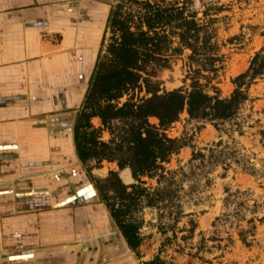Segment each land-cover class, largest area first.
Segmentation results:
<instances>
[{
    "label": "trees",
    "instance_id": "obj_1",
    "mask_svg": "<svg viewBox=\"0 0 264 264\" xmlns=\"http://www.w3.org/2000/svg\"><path fill=\"white\" fill-rule=\"evenodd\" d=\"M109 11L101 49L73 123L74 145L120 236L142 259L144 212L151 209L156 212L163 242L159 253L142 264H174L163 257L172 247L179 253L196 250L191 255L202 260V254L224 251L236 240L253 248L258 228L264 224V200L255 199L253 190L225 186L223 211L209 233L199 232L197 241L196 217L206 213L199 211L203 206L214 202L210 192L217 169L234 168L258 181L264 179V159L247 153L236 138L260 122L246 106L254 102L251 88L264 79V47L255 53L247 70L232 80L235 88L229 97H222L218 88L214 94L205 92L198 81L188 92L175 89L159 94L153 81L157 70L169 69L172 58L184 50L191 52V65L198 67H190L194 74L210 79L202 72L218 76L225 69L215 25L227 6L221 0H114ZM242 38L234 36L230 42ZM137 90L149 96L138 99L131 94ZM185 111L188 125L200 132L211 124L221 134L220 140L199 148L193 143L192 129L185 130L181 138L170 137L168 131ZM152 118L158 123H152ZM95 120L101 124L96 126ZM104 133L110 135L108 141ZM225 135L230 142L224 140ZM260 136L264 147V127ZM187 147L192 149L188 163L168 170L165 164ZM104 162L116 164L118 170H110L105 177L95 175ZM129 170L131 184L120 176ZM144 178L156 180L157 186L147 187ZM186 218L188 228H180Z\"/></svg>",
    "mask_w": 264,
    "mask_h": 264
},
{
    "label": "crops",
    "instance_id": "obj_2",
    "mask_svg": "<svg viewBox=\"0 0 264 264\" xmlns=\"http://www.w3.org/2000/svg\"><path fill=\"white\" fill-rule=\"evenodd\" d=\"M111 3L0 0V264H85L91 232L117 228L73 124Z\"/></svg>",
    "mask_w": 264,
    "mask_h": 264
},
{
    "label": "rangeland",
    "instance_id": "obj_3",
    "mask_svg": "<svg viewBox=\"0 0 264 264\" xmlns=\"http://www.w3.org/2000/svg\"><path fill=\"white\" fill-rule=\"evenodd\" d=\"M113 3L114 0H112L111 4ZM221 3L227 6V11L220 16L221 18L215 27L218 35L216 41L221 46V53L225 56V69L218 76L202 72L203 75L211 76L210 79L194 74L190 71V67L193 69L198 67L196 64L191 65L189 60L191 52L184 50L181 55H176L172 58L169 69L157 70L153 81L159 87V94L175 89L188 92L192 89L194 81H198L199 84H202L200 86L205 92L214 94L215 88H218L222 97H229L235 88L232 80L247 70L255 53L264 47V0H221ZM240 35H244V38L230 42L231 38ZM109 37L110 33L107 35L106 44L109 42ZM194 77H198V79ZM250 92L254 102L246 106L247 112H253L255 118L260 122L255 123L252 128H246L244 136L239 137L236 135V138L245 146L247 153H253L258 159H264V147L260 143V130L264 127V79L253 86ZM131 94L138 99L149 96L144 90L142 92L137 90ZM128 98L129 96L124 97L121 103ZM188 119V113L185 111L181 115L180 120L173 124L168 131V135L172 138H181L185 130L192 129L194 133L193 143L199 148L210 147L220 140L221 134L211 124H206L200 132H197L194 128L195 125H188ZM151 122L154 124L158 123L154 118L151 119ZM96 124H98L97 121ZM223 138L225 141H231L226 135ZM103 139L108 141L110 135L104 133ZM191 158L192 149L190 147L184 148L172 158L169 164H165V167L168 170H176L179 166L188 163ZM255 162L259 167L260 163L257 160ZM110 170L117 171L118 166L104 162L102 168L95 173L99 177H105ZM120 176L127 184L134 182L132 177L127 179L124 172H120ZM213 177L215 181L210 193L214 197V202L212 206L205 205L199 210H206V213H198L196 217L199 229L196 232L195 241L199 240L198 234L200 231L209 233L213 229V221L223 211V199L226 196L224 192L225 186L229 185L233 189H251L254 192L255 199L264 200V179L258 181L234 168L227 172L219 168L215 171ZM143 180L146 182L147 187L155 188L157 186L154 179L144 178ZM203 217L205 218L203 219ZM144 218L145 225L142 229L144 243L141 247L142 259H138L128 249L117 228L112 232L107 225L103 227L100 235L91 232L92 240L86 243L88 247H86L85 264H142L143 261L150 260L156 256L163 242V236L157 228L156 212L147 209L144 212ZM188 221L189 219L187 218L183 219L179 227L188 228ZM225 243H227L226 240L223 244ZM105 252L109 254L104 256ZM194 253H196V250L190 249L179 253L176 247H172L168 248L163 257L174 264H264V224L258 228L256 244L253 248L247 249L240 241L236 240L234 244H230L224 251L214 250L213 254H202L205 260L192 256L191 254ZM81 257L83 258L81 255L76 262L77 264L84 262Z\"/></svg>",
    "mask_w": 264,
    "mask_h": 264
}]
</instances>
